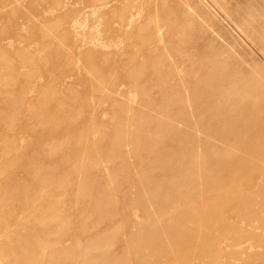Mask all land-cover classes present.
Segmentation results:
<instances>
[{
    "label": "rangeland",
    "instance_id": "374dc122",
    "mask_svg": "<svg viewBox=\"0 0 264 264\" xmlns=\"http://www.w3.org/2000/svg\"><path fill=\"white\" fill-rule=\"evenodd\" d=\"M2 75L0 101L22 98L8 111V143L37 149L47 126L77 144L32 153L42 176L70 181L53 187L58 209L87 213L92 196L77 190L92 185L103 200L93 213L112 212L98 235L116 231L134 257L264 264V105L221 101L207 86L212 75L255 78L264 99V0H0ZM226 166L242 171L234 183L221 179ZM8 194L0 232L14 254L49 233L20 228Z\"/></svg>",
    "mask_w": 264,
    "mask_h": 264
},
{
    "label": "bare ground",
    "instance_id": "6f19581e",
    "mask_svg": "<svg viewBox=\"0 0 264 264\" xmlns=\"http://www.w3.org/2000/svg\"><path fill=\"white\" fill-rule=\"evenodd\" d=\"M61 53H63L61 55L62 57L65 56L64 52L61 51ZM3 62V64L6 63V61ZM221 70L222 68H217L212 71V74L216 75L219 71L218 75H220ZM213 75L210 78H207V86L211 87L210 89L214 90V93L218 92L221 101L235 102L236 99H239L246 104L254 103V105L256 104L258 107L264 105V99L261 98L263 95H261V93L257 95L256 93L261 84H259L260 82L258 83L257 81H254L253 79L255 78L249 80L243 77H235L227 82L224 78H217ZM205 77L206 76L203 78ZM1 78H3V75L0 77V84H3L4 82L3 80L1 81ZM162 80L160 82H162ZM231 82H233V85H231ZM10 83L11 81L9 84ZM239 84L241 85V90L247 87L244 94L240 92ZM254 92L255 94L252 98L254 101H249L248 99H251L250 94ZM21 102V94L16 95L7 103H2V101H0V105L2 106V110H0V125L2 126V128H0V137L3 138H0V197H2L3 194H13L12 196H14L16 204L13 203L10 206L8 201L13 198L10 196L7 198L9 214L14 213V206L18 204L22 206L21 212L16 214V216L19 217H17L15 221L18 222L20 228L22 227L26 233H30L29 231L32 229L40 230L46 228V231L49 233V236L46 237L50 238H46L45 235L42 237L31 236V240L26 244L11 246L12 250L15 249L13 250L15 251L14 255L4 251L6 243L5 241L2 242V240L5 236L3 231H1V264H162L161 260L158 259L159 252H156L157 254L155 253L156 256L154 260L145 256H140L141 254H136L134 257V255L130 254L128 251L124 252V247L122 246L123 241L119 239L116 231L114 234L110 235H107L104 232V234L107 235H104L106 237L98 235L100 228L104 226V219L111 215L112 212L110 211L109 213H106L109 215L93 213L96 206L100 205L103 200L100 198V195L98 197L94 194L92 185H79L77 190L78 199L92 196V203H90V205L84 210H88L87 213L75 215L71 213V211L75 212V210L68 209V207L65 211H61L57 208L55 200L57 198L53 187L55 185H57L56 187L59 185L63 186L64 184L69 185L70 181L68 182L65 177L60 178L57 176L54 179L52 177H46L47 175L42 176L41 172L42 170L44 171V168H47L46 164H43L44 166L42 164L39 165V163L31 157H33V152L37 153L39 151V153H41L43 149L48 150L51 146L61 145V143L68 144L72 148L76 147L77 144L71 142L68 143L64 139H60V135L58 136L57 134L53 136L48 135L51 131L47 126L37 127V130H39L37 135L46 132L47 137H45L46 144L38 146L37 149L29 144L25 145V142L8 143L10 128L13 126V119L8 115V111L15 104H20ZM244 110L247 112L252 111L251 108H244ZM246 121L252 120L248 119ZM263 122L264 118L259 121L261 130L264 126V124H261ZM253 123L255 125L257 124L256 122ZM245 132L244 137L247 136L248 139L249 129L245 130ZM261 136V134L260 136L257 135L250 141H259ZM256 156L258 155H251L250 160H255ZM19 160L22 161V163L23 161L29 162L26 168H28L30 176H28L26 172L27 169L23 173L18 171V166L21 164ZM234 171L235 170H233L232 167L226 166L223 168L221 170V174H223L221 177V179L223 178L222 181L227 179L228 182L234 183L237 180V176L242 172L241 170H238L236 176L235 174L232 175ZM2 172H4L3 175ZM0 216H2L1 212ZM27 221H30L29 225H27ZM3 227L4 224L0 225V230H3ZM79 227L80 230L75 232ZM69 235L72 236V238H75L76 243L69 246L62 245L60 240ZM41 238H45L46 240H39ZM85 238L88 241H85ZM42 241L46 242L42 243L45 246L41 244ZM114 247L119 248H117L115 252H112L113 249L111 248ZM49 249L53 250L51 254V250L48 251ZM161 253L164 254L167 252L162 251Z\"/></svg>",
    "mask_w": 264,
    "mask_h": 264
}]
</instances>
